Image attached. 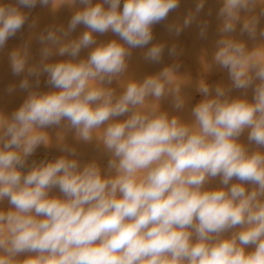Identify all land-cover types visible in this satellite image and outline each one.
<instances>
[{"label":"clouds","instance_id":"obj_1","mask_svg":"<svg viewBox=\"0 0 264 264\" xmlns=\"http://www.w3.org/2000/svg\"><path fill=\"white\" fill-rule=\"evenodd\" d=\"M217 2L194 79L154 34L181 0H0V264H264V0Z\"/></svg>","mask_w":264,"mask_h":264},{"label":"bare ground","instance_id":"obj_2","mask_svg":"<svg viewBox=\"0 0 264 264\" xmlns=\"http://www.w3.org/2000/svg\"><path fill=\"white\" fill-rule=\"evenodd\" d=\"M196 0H181L179 8L169 14L168 21L165 23L156 25L154 27V34L157 41L166 42L168 44L171 43H178L180 55L176 57L182 64L183 69L182 71H186L192 75V77L195 79L197 78L202 71V64H201V57L204 55L205 52L208 53L206 48L208 47V36L207 39H202L198 34V29L195 24H193L191 27L184 29V31L179 36L171 35L167 29L166 24L167 23H181L183 19L185 18L186 14L193 10L195 7ZM218 2L217 0L214 2H209L206 0L205 6L203 11L200 13L198 19L201 20H207L209 23V26L212 25L216 26V12L218 10ZM70 16V12L65 8L59 11L55 16L48 10L47 11V17L45 18V21H40V24L43 26L45 24L49 23H64L66 24L68 18ZM82 29H78L77 31H81ZM191 32H195V34L192 37H189ZM25 36H27V32H25ZM215 39V36H214ZM20 42L19 36L17 38H13L8 42V45L6 46L5 50L3 52H0V86L5 81L4 85L1 87L2 91L3 89L8 88L10 84L18 83L19 78H14L11 75L10 68H9V61H8V53L14 48L18 43ZM39 45L33 42L32 45V51L35 54L36 50L38 49ZM171 62L167 56H165V63ZM6 70L7 73V79L10 76L9 80L6 82L3 78V71ZM153 66H150L146 64L140 57V50H137L133 62H132V68L131 71L137 73V74H143L145 72H151L153 71ZM3 72V73H2ZM222 73H214L211 75L210 79L211 82H216L220 79L222 76ZM8 84V85H7ZM7 85V86H6ZM7 92V91H6ZM23 97L22 93L15 92L12 94H9L8 99H11V105H9L7 108L11 110V108L18 106L20 103V99ZM10 102V101H9ZM0 106L1 103H0ZM54 152V150H53ZM41 155L43 153H40Z\"/></svg>","mask_w":264,"mask_h":264},{"label":"rangeland","instance_id":"obj_3","mask_svg":"<svg viewBox=\"0 0 264 264\" xmlns=\"http://www.w3.org/2000/svg\"><path fill=\"white\" fill-rule=\"evenodd\" d=\"M209 2H214L216 0H208ZM47 8H40L39 6L33 10V15L38 16L40 21H45V18L47 17ZM192 34L189 35V37H192L195 32H191ZM214 36H215V29L214 26L210 25L208 28V47L206 48V50L208 51V56L207 58L210 60L211 59V50H212V43L214 41ZM4 72V73H3ZM3 73V78L4 80H6V82L9 80L10 76L7 79V71L4 70ZM5 81L1 84L0 86V90L1 87L4 85ZM8 85V84H7ZM6 85V86H7ZM6 89H3L2 91H0V103L2 106L8 107L9 105H11V99H8L9 97V93L6 92ZM23 98V97H22ZM22 98L20 99V102L22 101ZM10 101V102H9ZM40 153H43V150H40L37 153V156L35 158L39 159L43 156V154L41 155ZM53 155H58V153H56L55 151L52 153Z\"/></svg>","mask_w":264,"mask_h":264}]
</instances>
